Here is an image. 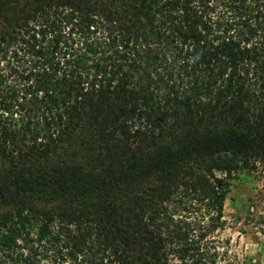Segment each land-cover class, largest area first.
Instances as JSON below:
<instances>
[{
  "label": "trees",
  "instance_id": "16d2710c",
  "mask_svg": "<svg viewBox=\"0 0 264 264\" xmlns=\"http://www.w3.org/2000/svg\"><path fill=\"white\" fill-rule=\"evenodd\" d=\"M242 173L264 0H0V264H251L216 236Z\"/></svg>",
  "mask_w": 264,
  "mask_h": 264
},
{
  "label": "rangeland",
  "instance_id": "374dc122",
  "mask_svg": "<svg viewBox=\"0 0 264 264\" xmlns=\"http://www.w3.org/2000/svg\"><path fill=\"white\" fill-rule=\"evenodd\" d=\"M264 215V180L259 173H242L230 180L224 204L223 230L216 236L229 241L231 250L251 264H264V236L251 224V217Z\"/></svg>",
  "mask_w": 264,
  "mask_h": 264
}]
</instances>
